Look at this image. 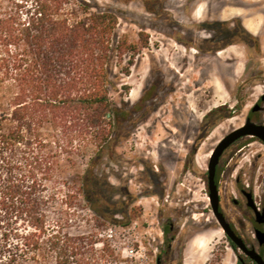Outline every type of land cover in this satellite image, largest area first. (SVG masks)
Masks as SVG:
<instances>
[{
  "label": "rangeland",
  "instance_id": "1",
  "mask_svg": "<svg viewBox=\"0 0 264 264\" xmlns=\"http://www.w3.org/2000/svg\"><path fill=\"white\" fill-rule=\"evenodd\" d=\"M1 1L5 7L30 2ZM66 7L77 17L116 15L106 68L109 99L125 114L113 117L90 170L105 215L90 210L80 191L94 148L61 158L68 192L81 193L70 207L68 232L92 236L99 253L111 249L109 264H236L239 258L254 264L230 246L215 220L206 170L213 147L247 116L264 124V0H67ZM199 22H224L230 34L246 24L255 33L230 36L225 45L234 51L217 55L223 44L211 31L210 55L195 57L191 33L202 32L192 24ZM258 101L259 111H251ZM215 180L225 218L254 245L252 214L239 190L264 203V143L250 136L233 142L219 157ZM99 253L93 257L104 264Z\"/></svg>",
  "mask_w": 264,
  "mask_h": 264
},
{
  "label": "trees",
  "instance_id": "2",
  "mask_svg": "<svg viewBox=\"0 0 264 264\" xmlns=\"http://www.w3.org/2000/svg\"><path fill=\"white\" fill-rule=\"evenodd\" d=\"M66 3L30 0L5 7L0 0V264L99 263L93 257L97 240L67 228L80 191L90 210L106 211L99 208L90 170L111 136L113 117L125 115L109 99L106 68L116 15L77 17ZM90 146V177L80 191L68 192L61 158ZM99 255L109 264L113 252L104 247Z\"/></svg>",
  "mask_w": 264,
  "mask_h": 264
},
{
  "label": "water",
  "instance_id": "3",
  "mask_svg": "<svg viewBox=\"0 0 264 264\" xmlns=\"http://www.w3.org/2000/svg\"><path fill=\"white\" fill-rule=\"evenodd\" d=\"M259 100H264V93L261 94ZM259 108V104L255 103L251 111H255ZM250 136L259 139L262 143H264V124L257 123L250 119L247 116L244 122L229 132H227L224 136L220 138L217 144L213 147L208 162H207V170H206V186L208 191V200L210 205V210L217 221L218 225L226 235V237L230 240V242L239 249L248 259H250L255 264H264V260L261 259L259 254L255 251L253 246H247L243 239L235 233L230 223L225 218L223 212L220 210L219 206V194L215 181V171L216 166L221 156L222 152L230 146L233 142L238 140L241 137ZM242 193L246 198L247 205L252 208L253 214L255 216V220L259 221V217L264 215V210L259 211L257 208L255 201L251 192L243 190ZM255 234L259 236H263L257 229H255Z\"/></svg>",
  "mask_w": 264,
  "mask_h": 264
},
{
  "label": "flooded vegetation",
  "instance_id": "4",
  "mask_svg": "<svg viewBox=\"0 0 264 264\" xmlns=\"http://www.w3.org/2000/svg\"><path fill=\"white\" fill-rule=\"evenodd\" d=\"M232 25L238 27V25L235 23H233ZM192 26H193L192 31H196V32L198 31L200 33L202 32V34H196V35L194 32L191 33L192 36L195 37V38H193L195 40V42L198 41L197 49L195 50V54H196L195 57H198L200 55H204V56L208 57V55H210L211 48L208 46V42H211V40L213 39V33L211 31L216 32V38H217L216 42H221L223 44L222 45L223 50L215 49L213 51L217 55L222 54L224 51H229V52L234 51L233 49H230V45H228V44L225 45V43L228 42V40L230 39L229 38L230 36L240 38V37H248L247 31H250L251 33H255V31L253 29L248 28L246 24H243L244 29L238 28L237 31L234 32L233 34H230L229 26L224 22H215V24L213 26H211L210 23L199 22L196 24H192ZM261 55H264V47H263V51L261 52ZM202 67L206 68L207 64L205 63V65H202ZM201 73H202V71H201ZM260 102L261 101H258L259 105H260ZM257 111H259V110H257ZM257 111H254V112H257ZM243 190L251 192L249 189L241 188L239 190V192L243 196H244V194L242 193ZM251 194L253 196L252 192H251ZM244 198H245V196H244ZM232 201L234 204L238 203L237 200H235V199H233ZM255 204H256L257 208L259 209V211L264 210V203H261V202L257 203L255 201ZM245 205L248 208V210L250 211V213L252 214V219H251L252 221L251 222H252V228H253L254 245H249L244 240L243 241L245 242V244L247 246H249V247L253 246L255 251L261 257V259L264 260V215L259 217V221H256L252 208H250L246 203V198H245ZM230 225L233 228V230L235 231V233L242 238L241 234L236 230V228L232 225V223H230ZM255 229H257L260 233H262L263 236L258 237L255 234Z\"/></svg>",
  "mask_w": 264,
  "mask_h": 264
}]
</instances>
